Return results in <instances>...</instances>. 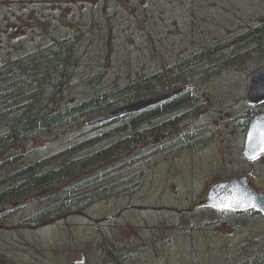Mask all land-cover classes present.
Listing matches in <instances>:
<instances>
[{"label": "rangeland", "instance_id": "rangeland-1", "mask_svg": "<svg viewBox=\"0 0 264 264\" xmlns=\"http://www.w3.org/2000/svg\"><path fill=\"white\" fill-rule=\"evenodd\" d=\"M139 12L147 16L148 31L135 17ZM62 20L91 24L96 36L88 63L93 67L86 73L104 72L99 86L104 89L157 69L162 60L185 57L201 42H219L262 22L264 0H5L0 2V59L40 43L42 30L34 28L38 21L59 30ZM19 21L25 28L17 27ZM248 50L240 47L233 61L196 86L195 104L202 107L191 105L185 111H197V118L190 122L186 113L184 124L175 125L172 133L188 135L184 143L119 167L120 174L107 181L125 178L119 193L92 203L84 213L29 227L21 221L34 213V206L11 208L0 225V249L20 264H233L252 235L264 231V219L253 214L225 219L201 202L212 183L237 173L250 174L254 187L264 192V161L249 163L243 157L246 80L264 66V57ZM76 89L71 97L85 98ZM103 128L86 126L62 139L32 141L21 159L36 162L100 135L81 143L79 148H85L77 155L87 154L124 136L111 138L101 134ZM158 143L159 138H152L131 154L149 152ZM137 173L141 177L135 182L130 175ZM124 252L129 256L119 262Z\"/></svg>", "mask_w": 264, "mask_h": 264}, {"label": "trees", "instance_id": "trees-1", "mask_svg": "<svg viewBox=\"0 0 264 264\" xmlns=\"http://www.w3.org/2000/svg\"><path fill=\"white\" fill-rule=\"evenodd\" d=\"M136 16L139 24L145 25L148 31L145 13L139 12ZM69 24L62 20L63 27L58 30L42 27L38 21L34 28L42 30L43 40L0 59V172L5 171L0 176V225L7 221L11 208L19 205L34 206V213L21 221L23 226L32 227L46 220L84 213L92 203L115 196L119 193V183L125 178L107 181L120 174L117 173L119 167L127 165L128 161L135 165L147 153L168 149L174 143L182 144L188 138V135L183 138L182 134L172 133L175 125L180 126L181 122L183 125L188 117L190 122L197 118V111H185L191 105L200 107L195 104L199 93L197 85L213 77L222 69L223 63L233 61L240 47H248V51L264 57L263 20L222 41L201 42L185 57L171 63L162 60L157 69L130 75L125 82L102 89L99 86L105 73H86L93 67L88 63L92 53L89 47L96 36L91 24ZM25 26L22 21L17 23L18 28ZM106 53L99 55L102 62ZM78 86L85 93V98L79 101L71 97L75 90L78 92ZM170 92L175 93L140 111L89 124L92 119L122 106ZM169 114L174 115L158 124L152 123ZM185 114L187 118L183 120ZM86 126L90 130L104 127L101 134L106 133L111 138L124 136L87 154L77 155L85 148H79L81 143L98 140L100 135L36 162L26 163L21 159L32 141L62 139ZM155 137L159 138V143L151 146L149 152L140 149L131 154L136 146L148 144ZM16 162V167H11ZM130 177L137 182L141 174ZM208 209L225 219L227 216L231 219L248 217V214L255 215L260 222L264 219L254 210ZM127 256L124 252L119 262ZM0 264L20 263L0 249ZM233 264H264V231L252 235L245 252Z\"/></svg>", "mask_w": 264, "mask_h": 264}, {"label": "water", "instance_id": "water-1", "mask_svg": "<svg viewBox=\"0 0 264 264\" xmlns=\"http://www.w3.org/2000/svg\"><path fill=\"white\" fill-rule=\"evenodd\" d=\"M248 85L247 100L256 103L264 101V68L256 71L249 77ZM174 93H164L125 105L111 111L107 115H101L92 119L89 121V124L118 117L122 114L140 111L170 98ZM262 147H264V113L252 120L243 149V155L246 159H255L260 155ZM252 197L255 198V207L250 203V198ZM201 204L236 212H245L253 209L264 214V193L257 191L248 174L241 173L230 179L214 182L209 187L206 197Z\"/></svg>", "mask_w": 264, "mask_h": 264}, {"label": "flooded vegetation", "instance_id": "flooded-vegetation-1", "mask_svg": "<svg viewBox=\"0 0 264 264\" xmlns=\"http://www.w3.org/2000/svg\"><path fill=\"white\" fill-rule=\"evenodd\" d=\"M264 65V64H262ZM261 68H264V66H261L259 68H257L256 70L254 71H251L249 74H248V77H247V80H246V90L248 89V79L249 77L254 73L256 72L257 70L261 69ZM243 101H244V106H245V109H244V114L242 115L243 119H244V122H242L243 127L241 129V133H242V144H243V149H244V146L246 144V141H247V137H248V133H249V130H250V124L252 122V120L264 113V101L262 102H250L247 100L246 96L243 97ZM200 107H202L201 105H198ZM244 157V156H243ZM245 158V157H244ZM246 159V158H245ZM249 163H254V162H257V161H264V154H260L258 157H256L255 159H246ZM248 174V173H247ZM250 176V174H248ZM251 177V176H250ZM260 193H264V192H260ZM253 210V209H252ZM251 211V210H249ZM256 211V210H254ZM260 214H262L264 216L263 213L260 212Z\"/></svg>", "mask_w": 264, "mask_h": 264}, {"label": "snow or ice", "instance_id": "snow-or-ice-1", "mask_svg": "<svg viewBox=\"0 0 264 264\" xmlns=\"http://www.w3.org/2000/svg\"><path fill=\"white\" fill-rule=\"evenodd\" d=\"M260 154H264V147L261 148V153ZM254 197L250 198V203H252V206L255 207V203H254Z\"/></svg>", "mask_w": 264, "mask_h": 264}, {"label": "bare ground", "instance_id": "bare-ground-1", "mask_svg": "<svg viewBox=\"0 0 264 264\" xmlns=\"http://www.w3.org/2000/svg\"><path fill=\"white\" fill-rule=\"evenodd\" d=\"M248 83H249V79H248Z\"/></svg>", "mask_w": 264, "mask_h": 264}]
</instances>
